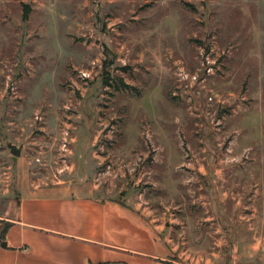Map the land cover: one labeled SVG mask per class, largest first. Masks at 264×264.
<instances>
[{"label": "rangeland", "instance_id": "374dc122", "mask_svg": "<svg viewBox=\"0 0 264 264\" xmlns=\"http://www.w3.org/2000/svg\"><path fill=\"white\" fill-rule=\"evenodd\" d=\"M30 184L264 264V0H0V217Z\"/></svg>", "mask_w": 264, "mask_h": 264}, {"label": "crops", "instance_id": "0c3cea01", "mask_svg": "<svg viewBox=\"0 0 264 264\" xmlns=\"http://www.w3.org/2000/svg\"><path fill=\"white\" fill-rule=\"evenodd\" d=\"M3 223L11 226L0 243V264H184L187 260L172 229L150 212L63 185L23 187L0 217V227Z\"/></svg>", "mask_w": 264, "mask_h": 264}, {"label": "trees", "instance_id": "16d2710c", "mask_svg": "<svg viewBox=\"0 0 264 264\" xmlns=\"http://www.w3.org/2000/svg\"><path fill=\"white\" fill-rule=\"evenodd\" d=\"M27 16H28V7H25V13L23 15L24 20L27 19ZM104 82H105L106 86H108L109 83L107 82V79ZM10 226H11V224H9V223H3L2 228L0 230V243L4 240L5 233Z\"/></svg>", "mask_w": 264, "mask_h": 264}, {"label": "water", "instance_id": "95a60500", "mask_svg": "<svg viewBox=\"0 0 264 264\" xmlns=\"http://www.w3.org/2000/svg\"><path fill=\"white\" fill-rule=\"evenodd\" d=\"M12 154L15 155V156L18 155V151H16V150L13 149V150H12ZM2 245H3V244H2ZM3 246H4V245H3Z\"/></svg>", "mask_w": 264, "mask_h": 264}]
</instances>
